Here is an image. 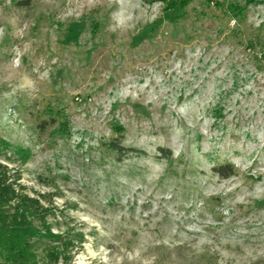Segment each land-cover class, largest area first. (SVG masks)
<instances>
[{
	"label": "rangeland",
	"instance_id": "rangeland-1",
	"mask_svg": "<svg viewBox=\"0 0 264 264\" xmlns=\"http://www.w3.org/2000/svg\"><path fill=\"white\" fill-rule=\"evenodd\" d=\"M262 45L264 0H0V162L51 264H264Z\"/></svg>",
	"mask_w": 264,
	"mask_h": 264
},
{
	"label": "trees",
	"instance_id": "trees-1",
	"mask_svg": "<svg viewBox=\"0 0 264 264\" xmlns=\"http://www.w3.org/2000/svg\"><path fill=\"white\" fill-rule=\"evenodd\" d=\"M264 61V45L260 53ZM111 147L118 153H138L135 149L124 148L118 141ZM9 144L0 143V154L7 152ZM162 154H169L160 149ZM217 175L229 177L234 173L230 164L213 167ZM44 195H29L20 183V175L13 174L6 164L0 162V264H51L55 260L57 247H43L46 243L61 237L52 231L49 217L53 214ZM44 254L39 250L42 247Z\"/></svg>",
	"mask_w": 264,
	"mask_h": 264
}]
</instances>
